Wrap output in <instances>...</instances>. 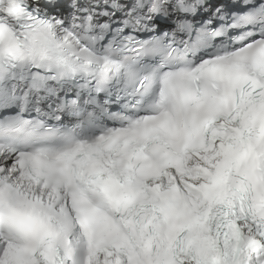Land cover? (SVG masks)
I'll list each match as a JSON object with an SVG mask.
<instances>
[{
	"label": "snow or ice",
	"instance_id": "snow-or-ice-1",
	"mask_svg": "<svg viewBox=\"0 0 264 264\" xmlns=\"http://www.w3.org/2000/svg\"><path fill=\"white\" fill-rule=\"evenodd\" d=\"M0 264H264V0H0Z\"/></svg>",
	"mask_w": 264,
	"mask_h": 264
}]
</instances>
